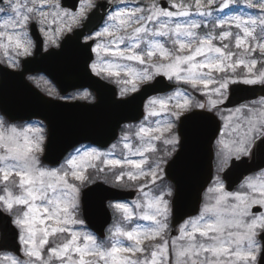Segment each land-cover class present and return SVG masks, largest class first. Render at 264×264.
Here are the masks:
<instances>
[{"label":"snow or ice","instance_id":"1","mask_svg":"<svg viewBox=\"0 0 264 264\" xmlns=\"http://www.w3.org/2000/svg\"><path fill=\"white\" fill-rule=\"evenodd\" d=\"M41 49L136 108L106 148H61L37 98L10 97ZM0 113V264H264V0H0ZM206 149L216 174L172 235Z\"/></svg>","mask_w":264,"mask_h":264},{"label":"water","instance_id":"2","mask_svg":"<svg viewBox=\"0 0 264 264\" xmlns=\"http://www.w3.org/2000/svg\"><path fill=\"white\" fill-rule=\"evenodd\" d=\"M56 52V49L52 50ZM64 55L44 54L42 49L38 50L35 58L23 70V76L9 79L7 88L10 97L20 92H25L33 98H37V103L32 110L40 115L32 116V119H43L44 115L49 117L55 139L61 148L67 147L70 150L75 142L90 140L102 144L105 148L115 139L114 133L118 135L119 125L129 122L130 118L137 115L133 105H116L112 102V94L116 88L107 83H93L80 73L67 75L62 71L64 65ZM41 73L49 78L61 94L69 93L78 89H89L95 95V101L87 103L83 101H60L44 95L26 79V75ZM24 82L27 88L20 83ZM111 89V92L109 91ZM258 90L246 93L249 98L260 96ZM3 114V113H2ZM20 121L29 119L28 111L14 112ZM59 153L54 151L49 154V158L44 160L48 164L51 160L57 159ZM213 153L206 149L203 155L201 169L196 178L189 181L184 189L182 199L176 211L175 220L172 226L181 223L188 215H195L198 212L201 192V184L206 188L212 178ZM58 162V160H57ZM135 191L127 190L114 194L115 200L133 199ZM107 204V201L105 202ZM111 222V212H93L86 217L89 228L99 237L105 235V228ZM4 239V234L0 233V240Z\"/></svg>","mask_w":264,"mask_h":264},{"label":"rangeland","instance_id":"3","mask_svg":"<svg viewBox=\"0 0 264 264\" xmlns=\"http://www.w3.org/2000/svg\"><path fill=\"white\" fill-rule=\"evenodd\" d=\"M29 77H32L31 80H29ZM28 80L34 84V86H36L38 89L42 90L43 92H45L46 94H48L49 91L51 92H58L57 88H55V86H53L52 83H50L44 76H41V75H29L28 77ZM83 91L85 90H77V91H73V92H70L68 94H76V95H79L80 93H82ZM87 91V90H86ZM92 96V95H91ZM79 100V99H77ZM69 101V100H68ZM81 101H93V99L91 100H81ZM216 174V165H215V168H214V175ZM213 175V176H214ZM137 197V192H136V195H135V198ZM134 198V199H135ZM133 199V200H134ZM132 200H129L127 202H131ZM143 223V221H141ZM112 223V221H111ZM110 223V224H111ZM108 228V227H107Z\"/></svg>","mask_w":264,"mask_h":264},{"label":"flooded vegetation","instance_id":"4","mask_svg":"<svg viewBox=\"0 0 264 264\" xmlns=\"http://www.w3.org/2000/svg\"><path fill=\"white\" fill-rule=\"evenodd\" d=\"M29 75H27V77H28ZM259 97V96H258ZM257 97V98H258ZM1 115V114H0ZM215 165H216V162H215V160H214V156H213V167L215 168ZM213 175H214V169H213ZM210 184H211V182H210Z\"/></svg>","mask_w":264,"mask_h":264}]
</instances>
